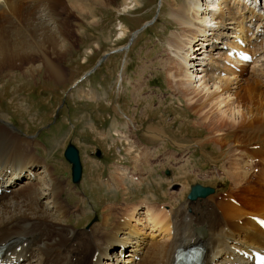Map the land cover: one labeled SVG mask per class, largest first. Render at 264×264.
<instances>
[{
    "label": "bare ground",
    "instance_id": "bare-ground-1",
    "mask_svg": "<svg viewBox=\"0 0 264 264\" xmlns=\"http://www.w3.org/2000/svg\"><path fill=\"white\" fill-rule=\"evenodd\" d=\"M257 1L168 0L167 12L178 28L166 38L165 54L156 59L162 63L160 69L166 72L172 95L194 117L195 125L181 114L174 130L187 131V126L206 130L196 143L208 156L221 157L214 169H203L206 165L197 158L192 139H184L186 144L181 145L175 140L177 150L170 155L176 166L173 180L182 188L172 198L183 197L188 182L198 174H207L211 181H231L230 192L196 203L180 202L175 208L142 203L122 215L107 210L101 224L80 228L69 220L74 216L78 222L88 214L70 209L63 197L65 181L51 163L35 154L38 142L26 139L4 121L0 125V180L7 186L0 194V245L9 243V248L0 264H34L35 259L38 264H175L179 248L199 243L206 249L204 264H251L253 251H264V230L257 221L264 219V207L245 210L233 196L249 191L240 187L243 184H256L264 191V3L257 10ZM138 2L0 0V72L19 69L22 79L45 71L59 78L62 68L52 56L62 57L66 43L74 38L71 19L77 17L75 12L95 19V6L117 5L126 11ZM127 30L122 28L123 33ZM238 38L247 47H240ZM225 46L248 50L254 59L244 63L231 58ZM141 98L146 103L154 97ZM143 110L147 114L149 107ZM96 125L94 132L101 128ZM150 128L147 132L153 138L168 137L163 128ZM125 129L115 136L129 145L126 149L133 155L141 142L132 137L136 126L125 125ZM139 155L136 159L141 162L134 160L141 165L139 171L148 167L152 176L150 157ZM254 162L260 168L257 174L251 171ZM124 164L117 163L116 172L107 178L108 186L127 190L128 179L131 184L143 182V172L136 177ZM147 227L152 230L147 232Z\"/></svg>",
    "mask_w": 264,
    "mask_h": 264
},
{
    "label": "rangeland",
    "instance_id": "rangeland-1",
    "mask_svg": "<svg viewBox=\"0 0 264 264\" xmlns=\"http://www.w3.org/2000/svg\"><path fill=\"white\" fill-rule=\"evenodd\" d=\"M121 2L117 0V4ZM163 3L162 6V0H139L126 11L117 5H98L95 6L98 11L95 19V16L75 12L77 17L71 19L74 38L66 43L62 57L52 56L57 66L62 68L59 78L51 77L45 71L22 79L19 69L0 72V125L8 121L22 136L38 142L34 146L35 154L51 163L56 175L65 181L63 197L70 209L83 210L88 214L78 222L73 216L69 220L72 225L92 228L101 224L102 214L107 210H118L122 215L142 203L175 208L181 205L180 202L205 200L201 198L194 202L188 199L191 186L197 183L215 188L212 194L215 197L230 192L232 188L231 181H211L207 174H198L197 179L191 178L188 182L186 192L181 194L183 197L177 200L179 202L172 198L182 188V184L173 180L176 166L170 155L172 150H177L173 143L175 140L179 145L186 144L184 139L193 140L190 144L197 149V158L206 165L203 169H214L221 157L211 151L209 153L212 156H208L196 143V140L206 135V130L187 126V131H176L177 126H173L184 113L190 122L193 121L192 124L195 125V121L192 114L185 112L182 102L172 95L166 72L160 69L162 63L156 61L157 56L162 57L168 49L166 38L178 28L167 12L168 0H163ZM125 26L128 30L123 33L122 28ZM103 57L101 64H98ZM97 64L91 75L76 83ZM150 81L153 82L150 84ZM148 95H153V101L149 99L143 103L141 96ZM146 106L149 107L147 114L143 110ZM131 124L136 126L132 137L136 142H141L133 155L128 154L126 148L129 145L115 136L126 130L125 125L129 127ZM94 125L100 126V131L94 132ZM150 125L163 128L168 137L153 138L147 132L151 130ZM102 139H106L107 143L99 141ZM70 143L78 148L81 157L83 175L79 183L72 181V164L64 155ZM136 155L150 157L152 176L148 174V167L139 171L141 165L138 164L139 168L134 161L138 160ZM117 163H126L124 165L133 174L136 173V177L143 172V182L131 184L128 179L127 190L108 186L107 178L116 172ZM255 163L251 171L257 174L260 168ZM36 170L38 172L39 167ZM37 177L38 174H35V179ZM240 187L249 191L234 193L233 196L237 197L245 210L258 211L259 207H264V191L258 189L259 185L243 184ZM94 189L99 190L96 193ZM145 230L150 232L152 229L147 227ZM38 263L35 259L34 264Z\"/></svg>",
    "mask_w": 264,
    "mask_h": 264
},
{
    "label": "water",
    "instance_id": "water-1",
    "mask_svg": "<svg viewBox=\"0 0 264 264\" xmlns=\"http://www.w3.org/2000/svg\"><path fill=\"white\" fill-rule=\"evenodd\" d=\"M130 43L127 45V47H129ZM104 57L98 62V64H101V61L104 59ZM98 64L95 67H93L91 70H89L85 75H83V77L80 80H83L84 78H86V76L94 72ZM64 154H65V157L73 164L72 165L73 181L75 183H78L81 180L82 172H83V167L81 164L79 151L73 144H69ZM214 192H215V188L213 187H209V186L206 187L201 184H195V185H192L191 192L189 193L188 198L190 200H196L200 197L205 198Z\"/></svg>",
    "mask_w": 264,
    "mask_h": 264
}]
</instances>
